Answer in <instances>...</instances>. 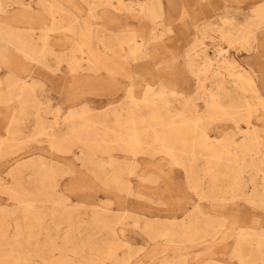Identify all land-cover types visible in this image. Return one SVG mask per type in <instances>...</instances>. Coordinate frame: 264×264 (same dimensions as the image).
Returning <instances> with one entry per match:
<instances>
[{"label": "rangeland", "instance_id": "1", "mask_svg": "<svg viewBox=\"0 0 264 264\" xmlns=\"http://www.w3.org/2000/svg\"><path fill=\"white\" fill-rule=\"evenodd\" d=\"M263 34L264 0H0V264H264Z\"/></svg>", "mask_w": 264, "mask_h": 264}, {"label": "crops", "instance_id": "2", "mask_svg": "<svg viewBox=\"0 0 264 264\" xmlns=\"http://www.w3.org/2000/svg\"><path fill=\"white\" fill-rule=\"evenodd\" d=\"M264 55V34L260 36L258 44H257V52L250 57V66L252 69L259 71L260 75H262L261 80L262 84L264 82V62H259L258 57L260 55ZM262 92L264 93V86H262Z\"/></svg>", "mask_w": 264, "mask_h": 264}, {"label": "bare ground", "instance_id": "3", "mask_svg": "<svg viewBox=\"0 0 264 264\" xmlns=\"http://www.w3.org/2000/svg\"><path fill=\"white\" fill-rule=\"evenodd\" d=\"M77 46V45H76ZM241 74V73H240ZM241 75H239V77H240ZM253 88V87H252ZM253 91H254V93H255V97L258 99V101H259V103H261L263 106H264V97L263 96H261L260 94H259V92H258V90H257V87L255 86V88H253ZM252 91V92H253ZM224 215V214H223ZM231 215V214H230ZM231 217V216H230ZM235 219H236V217H235ZM234 220V219H233Z\"/></svg>", "mask_w": 264, "mask_h": 264}]
</instances>
